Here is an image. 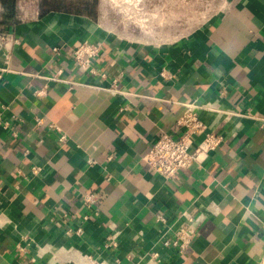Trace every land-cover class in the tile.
Here are the masks:
<instances>
[{"label":"crops","instance_id":"crops-1","mask_svg":"<svg viewBox=\"0 0 264 264\" xmlns=\"http://www.w3.org/2000/svg\"><path fill=\"white\" fill-rule=\"evenodd\" d=\"M22 1L10 20L0 0V264L143 262L152 249L161 264H264V0H232L163 43L112 31L100 5L92 16ZM83 40L102 44L96 73L71 55ZM193 99L212 106L200 117L223 142L167 180L142 156L163 132L180 134ZM185 209L206 219L180 254L162 246L155 215ZM111 234L119 244L107 249Z\"/></svg>","mask_w":264,"mask_h":264},{"label":"built area","instance_id":"built-area-1","mask_svg":"<svg viewBox=\"0 0 264 264\" xmlns=\"http://www.w3.org/2000/svg\"><path fill=\"white\" fill-rule=\"evenodd\" d=\"M18 7L21 13L24 11V2L18 0ZM4 8L0 2V15ZM2 40L7 38L6 34L0 36ZM102 49V44L97 41L83 40L74 45L71 55L77 66L88 69L96 73L94 61ZM58 51V47H54ZM105 74H102L104 76ZM118 79H114L112 88L116 91H123L116 85ZM36 94L42 95L46 92L45 87L39 88ZM213 109L208 103H200L197 100H189L186 103L184 113L177 119V127L180 134L176 137L172 133L163 132L158 139L143 154L142 159L148 167L156 174L169 180L178 174L179 171L191 167H203L211 153L223 142V135L215 130H207V125L200 117V109ZM44 117H36L38 124L44 123ZM9 122L4 123L8 127ZM53 125V124H52ZM203 135L202 139L196 142L195 137ZM61 141L66 140V135L60 136ZM41 170L38 165L32 166V173L37 174ZM83 203L90 207L97 201L96 193H85L82 197ZM88 218V216H86ZM156 221L162 224L160 229L161 244L164 247H173L183 254L193 246L197 236L200 235L204 222L205 214L202 211L185 209L177 213L175 217L169 218L166 214L158 210L155 215ZM77 232L83 234V228L78 227ZM117 235L111 234L106 237L104 247L114 249L118 246ZM135 256V255H134ZM129 255L127 261L115 258L109 262L105 259L99 260L90 257L88 264H161L162 257L160 250L152 249L139 254L140 261ZM138 258V259H139Z\"/></svg>","mask_w":264,"mask_h":264},{"label":"rangeland","instance_id":"rangeland-1","mask_svg":"<svg viewBox=\"0 0 264 264\" xmlns=\"http://www.w3.org/2000/svg\"><path fill=\"white\" fill-rule=\"evenodd\" d=\"M231 1L99 0L98 7L112 31L137 40L163 43L191 35Z\"/></svg>","mask_w":264,"mask_h":264},{"label":"trees","instance_id":"trees-1","mask_svg":"<svg viewBox=\"0 0 264 264\" xmlns=\"http://www.w3.org/2000/svg\"><path fill=\"white\" fill-rule=\"evenodd\" d=\"M8 9V19L13 20L17 14L18 0H2ZM99 0H40V6L43 12L49 10H62L73 13H86L88 15H97Z\"/></svg>","mask_w":264,"mask_h":264}]
</instances>
